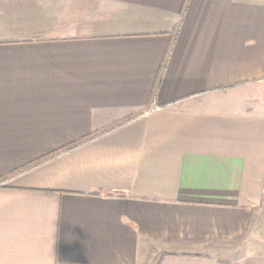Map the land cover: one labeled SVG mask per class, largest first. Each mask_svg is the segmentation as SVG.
Masks as SVG:
<instances>
[{"label": "crops", "instance_id": "0c3cea01", "mask_svg": "<svg viewBox=\"0 0 264 264\" xmlns=\"http://www.w3.org/2000/svg\"><path fill=\"white\" fill-rule=\"evenodd\" d=\"M0 264H264V0H0Z\"/></svg>", "mask_w": 264, "mask_h": 264}]
</instances>
